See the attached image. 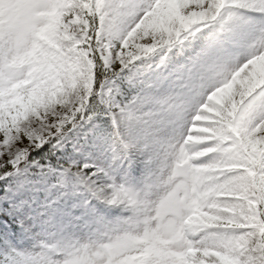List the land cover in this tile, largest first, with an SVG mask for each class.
<instances>
[{
  "label": "snow or ice",
  "instance_id": "snow-or-ice-1",
  "mask_svg": "<svg viewBox=\"0 0 264 264\" xmlns=\"http://www.w3.org/2000/svg\"><path fill=\"white\" fill-rule=\"evenodd\" d=\"M54 252L264 264V0H15L0 16V264Z\"/></svg>",
  "mask_w": 264,
  "mask_h": 264
},
{
  "label": "clouds",
  "instance_id": "clouds-1",
  "mask_svg": "<svg viewBox=\"0 0 264 264\" xmlns=\"http://www.w3.org/2000/svg\"><path fill=\"white\" fill-rule=\"evenodd\" d=\"M14 3L15 0H0V16H7L11 12ZM54 228V224H49L47 221L41 222L40 231H44L46 229L54 230ZM51 264H66V261L60 256L59 252H54L51 256Z\"/></svg>",
  "mask_w": 264,
  "mask_h": 264
}]
</instances>
